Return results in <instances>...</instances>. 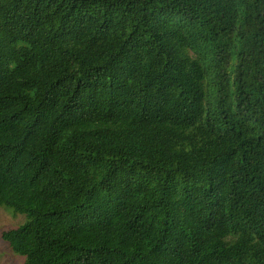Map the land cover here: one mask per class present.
<instances>
[{"label":"trees","instance_id":"trees-1","mask_svg":"<svg viewBox=\"0 0 264 264\" xmlns=\"http://www.w3.org/2000/svg\"><path fill=\"white\" fill-rule=\"evenodd\" d=\"M0 208L25 264H264V0H0Z\"/></svg>","mask_w":264,"mask_h":264},{"label":"rangeland","instance_id":"rangeland-1","mask_svg":"<svg viewBox=\"0 0 264 264\" xmlns=\"http://www.w3.org/2000/svg\"><path fill=\"white\" fill-rule=\"evenodd\" d=\"M24 221L25 216L10 209L0 208V264H25V258L16 253L3 238L5 231L18 227Z\"/></svg>","mask_w":264,"mask_h":264}]
</instances>
